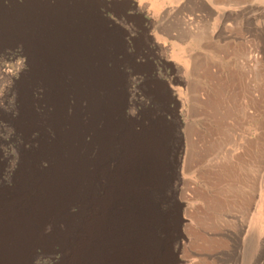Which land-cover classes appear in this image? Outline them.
Instances as JSON below:
<instances>
[{
  "label": "rangeland",
  "instance_id": "rangeland-1",
  "mask_svg": "<svg viewBox=\"0 0 264 264\" xmlns=\"http://www.w3.org/2000/svg\"><path fill=\"white\" fill-rule=\"evenodd\" d=\"M30 1L0 0V7H6V15L38 17L46 12L57 21L58 14L72 5L71 0H35L37 5ZM77 1L69 15L75 19L66 15L68 21L79 18L82 23L89 18L96 24L97 34H81L84 46L100 50L112 38L116 41L112 55L105 50L99 59L102 63L95 61L98 79L116 73L118 84L121 82L119 100L110 84L100 91L107 98H101L100 92L98 99L94 98L96 128L87 140L94 145L95 169L98 167L95 222L106 226L116 219L117 223L131 219L137 222L134 226L142 237L151 239L148 236L159 222V212H155L152 198L144 196L150 192V184L145 182L148 178L142 180L144 187L128 192L126 198L131 200L127 203L112 199L115 206L110 207L105 196L116 192L111 178L118 172L116 168L124 169L126 161L133 158L153 159L154 149L144 142L146 137L155 134L167 148L165 137L168 140L175 129L172 136L175 138L173 132L177 131L178 141L173 142L172 165L160 156L164 149H159L155 183L160 198L167 202L159 205H166L174 218L163 227L164 236L152 238L160 246L162 264H264V0ZM103 10L106 23L121 28L122 34L114 35V30L112 34L102 27L104 22L96 12ZM169 10L178 15L203 14V30L208 27L207 20L211 26L207 28L206 50L169 34L170 27L162 25ZM12 21L0 27V187L11 185V178L22 169L23 155L41 134L30 126V108L53 107L42 81L27 85L31 59L36 49L48 42L12 34L19 25L18 20ZM198 55L204 56L208 67L187 75L183 63L198 61L192 58ZM158 78L167 90H156L153 95ZM69 100L70 105L76 103ZM151 124L157 127L154 133L144 130ZM138 135L141 146L132 140L139 139ZM54 245L37 247L27 264H58L62 253L59 245Z\"/></svg>",
  "mask_w": 264,
  "mask_h": 264
},
{
  "label": "bare ground",
  "instance_id": "bare-ground-1",
  "mask_svg": "<svg viewBox=\"0 0 264 264\" xmlns=\"http://www.w3.org/2000/svg\"><path fill=\"white\" fill-rule=\"evenodd\" d=\"M71 1L72 5L64 8L58 14L60 17L57 21L51 20L54 17L49 18L46 12L38 17H22L18 14L6 15L7 13H4L6 7H0V22L5 20V25H9L13 19L18 20L16 25H19L15 26L13 34L28 36V38L33 36V39L38 38L48 42L47 46L37 48L36 56L31 59L27 85L33 87L35 83L42 81L47 90L48 103L50 102L53 106L52 109L42 107L44 110H39L40 108L36 107L30 108L27 116L30 126L38 129L41 134L30 152L23 155L25 156L22 158L23 164L20 165L22 169L15 177L11 178V185L5 184L6 186L0 187V264H27L28 258L35 254L37 247L54 244L59 245L62 253V259L58 264H162L159 254L160 246L157 244L158 241L152 240V238L164 236L163 227L165 225L155 224L153 232L151 231L152 233L148 236L151 239H146L147 237H142L141 230L134 226L137 224L134 220L130 219V222L127 223L128 220L125 219L117 223L115 218L113 224L103 225L104 227L98 224L99 222H95L94 206L97 202L99 185L95 170L98 167L95 169L94 145L90 139L87 140L96 125L94 98L98 99L96 96L98 84L96 83L100 79H98L99 76L97 77L98 64L95 65V61L101 58L105 50H107V54H111L116 41H113L115 39L112 38L113 42L107 43L104 50L85 47V39L81 37V34H83L82 36L85 35L84 33L97 34L96 24L88 17V20H82L83 24L79 22V18L76 22H69L70 17L75 19L69 15L76 8L74 4L78 3L77 0H75L76 2ZM202 15L197 13H194L193 16L188 15L182 18V21L180 20L183 29L178 26L181 27L180 29L189 30L192 33L204 32L203 22L201 23L204 20ZM15 20L12 22L14 23ZM38 39L36 40L39 41ZM102 61L103 59L97 63L100 64ZM68 98L76 100V103L70 105V100L67 101ZM152 125L150 126L152 127ZM144 130H148V128ZM148 131L154 133L153 128ZM132 140L136 145H143L140 142L141 136L139 139L134 137ZM156 141L155 134L144 140L153 149ZM158 147L160 146L158 145ZM146 149L145 152H147ZM145 162L148 164L146 165ZM126 163L124 169L116 168L118 172L111 174V178L114 179L113 188L116 192L113 196L111 192L105 196V202L110 207L113 205L112 199L115 202L119 200L126 203L131 200V198L128 200L126 195L139 185L143 186L142 180L145 178H148L145 182H149V186H153L160 164L156 161L154 150L153 159L144 161L140 158H133L127 160ZM117 190L121 191L117 192ZM139 191L141 192V190ZM146 197L154 199L151 195ZM117 206L116 208H118ZM99 211L101 210L99 209ZM104 219L106 222L107 219ZM131 222L132 224H130ZM146 227L148 228V226Z\"/></svg>",
  "mask_w": 264,
  "mask_h": 264
},
{
  "label": "crops",
  "instance_id": "crops-1",
  "mask_svg": "<svg viewBox=\"0 0 264 264\" xmlns=\"http://www.w3.org/2000/svg\"><path fill=\"white\" fill-rule=\"evenodd\" d=\"M188 15H190V14H186V15H178V12L175 10V11H171V10H169V11H167V16L165 17V19L163 20V23H162V25H166V26H169L170 28H168L169 29V34L171 35V36H174L176 39H179V40H186V41H189L190 42V45L191 46H195V47H197L198 49H202V50H206V48H207V36H208V29L206 30V31H204V32H198V33H192L191 31H189V30H182L183 29V27H182V18H185L186 16H188ZM191 16V15H190ZM102 20V19H101ZM181 20V21H180ZM5 20H3L2 22H0V27L2 26V25H4L5 24V22H4ZM102 22H104V23H102ZM101 23H102V27H105L106 29H108V31H110V32H112V34H113V28L112 29H109L108 27H107V25L108 24H106V21L104 20V21H102ZM203 21H201V23H202ZM207 22V21H206ZM205 22V23H206ZM100 23V24H101ZM103 24H105V25H103ZM181 24V25H180ZM202 24H204V22L202 23ZM181 26L182 27V29H180L181 27H179V26ZM7 26H9V25H7ZM202 26V25H201ZM207 26L209 27L210 26V22L208 21V24H207ZM172 27V28H171ZM210 29H211V26L209 27ZM115 32H114V35H116V34H122V29L121 28H116L115 30H114ZM206 32V33H205ZM14 33V31H12V34ZM205 35H204V34ZM199 34V35H198ZM204 37H203V36ZM200 36V37H199ZM205 40V41H204ZM203 42H204V44H203ZM175 47H177V48H182V46L181 45H179V44H176L175 43ZM203 57L204 56H202V57H200L199 55L198 56H195V57H192V58H195V59H197L198 58V61L197 60H193L191 63H189V62H185V63H183L184 64V67L186 68L185 69V73L187 74V75H189V74H193L197 69H205V68H207L208 66H207V64L204 62V60H203ZM114 75H118V74H112V75H106V76H110V77H106V76H104V77H102V79H100V81H97V83L96 84H98L97 85V87H96V90H97V92L99 93L100 91H106V86H107V84H110V86H111V90H112V94L116 97V99H118L119 100V98L121 97V95L119 94V88H120V86H121V82L118 84V81L119 80H116V78H118V79H120L119 77H116V76H114ZM113 76V77H112ZM117 81V85L115 86V84H114V82H116ZM155 84H154V86H156V87H153V91H152V93H153V95L155 94V91L157 90L158 92H165L166 90H167V86H166V84H163L162 83V81L160 80V78H158V79H156L155 81ZM99 84H100V86H99ZM115 86V87H114ZM99 88V89H98ZM115 90V91H114ZM96 92V93H97ZM115 94H114V93ZM98 93H97V96H98ZM101 93V92H100ZM101 96H105L104 98H107V94L106 95H103L102 93H101V95H100V97ZM114 96H111V95H108V98L109 99H114L115 97ZM150 128V129H149ZM148 128V130H151V128H153V131L155 132V130L154 129H157V127H155V124L153 125V127H149ZM186 128H188L189 129V125H187V127ZM159 129V128H158ZM173 130H175V129H173ZM172 130V131H173ZM172 131H171V133H170V135L168 136V140H167V136L165 137V142L167 143V148H166V144L164 145V147H163V144H160L161 143V141L160 140H158L157 139V137H156V135H155V140H157L156 142H155V145H154V152H155V157H156V161L158 162V163H160V161H161V157H159V150L158 149H164V151L162 152L161 151V154L163 153V156H164V158H165V160L166 161H168V163L169 164H171V162L173 161V155H172V153H173V151H175V148H174V140L176 139V142L178 141V134H177V131H174L173 132V134H174V137L175 138H173V136H172ZM189 131V130H188ZM164 134H166L165 133V131H164ZM158 143V144H157ZM158 145L160 146V147H158ZM172 145V146H171ZM171 146V147H170ZM157 148V149H156ZM156 149V150H155ZM160 149V150H161ZM165 152V153H164ZM161 154H160V156H161ZM158 156V157H157ZM164 161V160H163ZM172 165V164H171ZM157 175V174H156ZM156 175H155V179H154V184H153V186H154V188H153V186H150V188H149V190H150V192L152 191V189H153V191L150 193V192H148L147 194H144V196H152V197H154V199L152 198V203L154 204V210H156V212H159V217H158V220H159V222H158V224L159 225H162V226H169L170 225V223H171V221H173L174 220V218H172V211L171 210H168V207L166 206V205H163L162 203L163 202H165L166 204H167V202L166 201H164V199L163 198H160L161 196H159V189H157V187L155 186V183H156ZM239 184V183H238ZM156 187V188H155ZM148 189V188H147ZM156 193V194H155ZM153 194V195H152ZM158 204H157V203ZM159 202H162L160 205H159ZM159 205V206H158ZM158 208V209H157ZM164 211V212H163ZM164 215V216H163ZM163 218H165V219H163ZM168 219V220H167ZM245 227V223H242V229Z\"/></svg>",
  "mask_w": 264,
  "mask_h": 264
},
{
  "label": "flooded vegetation",
  "instance_id": "flooded-vegetation-1",
  "mask_svg": "<svg viewBox=\"0 0 264 264\" xmlns=\"http://www.w3.org/2000/svg\"><path fill=\"white\" fill-rule=\"evenodd\" d=\"M4 1H6L7 2V0H4ZM20 1H23L24 2V0H20ZM26 1V0H25ZM30 1V0H29ZM38 1V0H37ZM32 4L34 3L35 5H37L36 4V1L35 0H31L30 1ZM93 7V6H92ZM96 14L100 17L99 19L101 20L102 19V21H104L105 19H106V16H107V12L105 11V10H103L102 12L101 11H97L96 12ZM107 24V23H106ZM107 27L109 28V29H116V28H118V27H114V26H111V25H107ZM102 29V28H101ZM103 30V29H102ZM105 34L107 35L108 33L107 32H105Z\"/></svg>",
  "mask_w": 264,
  "mask_h": 264
}]
</instances>
